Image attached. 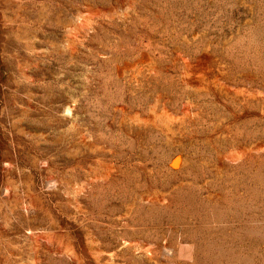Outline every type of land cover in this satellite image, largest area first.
Here are the masks:
<instances>
[{"label": "rangeland", "instance_id": "rangeland-1", "mask_svg": "<svg viewBox=\"0 0 264 264\" xmlns=\"http://www.w3.org/2000/svg\"><path fill=\"white\" fill-rule=\"evenodd\" d=\"M0 264H264V0H0Z\"/></svg>", "mask_w": 264, "mask_h": 264}]
</instances>
